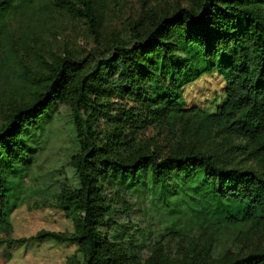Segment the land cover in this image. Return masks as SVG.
Instances as JSON below:
<instances>
[{"label": "trees", "instance_id": "1", "mask_svg": "<svg viewBox=\"0 0 264 264\" xmlns=\"http://www.w3.org/2000/svg\"><path fill=\"white\" fill-rule=\"evenodd\" d=\"M31 1L0 2V38L10 18ZM77 1L82 7L70 0H57L75 16L97 23L91 0ZM17 2L23 5L16 6ZM44 65L50 70V77L42 76L40 81L45 87L0 128V264L9 262L14 246L45 240L76 244L84 261L71 264H136L126 253L140 240L132 220L112 225L122 247L100 231L112 228L105 218L114 209L103 200L87 165H79L80 189L66 190L62 201L61 209L74 222V234L11 238V214L19 203L18 189L11 181L30 168L34 147L52 112L79 92L80 97L104 92L125 95L140 103L157 123L193 121L204 130H215L230 146L228 153L218 155L189 151L166 159L138 154L126 160L102 161L106 168L103 180L110 183L113 179L122 190L132 188L141 200L151 193L166 202L174 229L182 228L187 220L205 223L218 216L229 225L264 227V173L239 167L245 157L264 166V0H200L197 10H180L165 19L151 41L138 42L133 49L119 46L89 77H80L76 63ZM214 71L226 82V104L213 114H190L185 108L184 87ZM115 140L92 146L93 156L110 148ZM232 141L237 145H231ZM224 264H264V251Z\"/></svg>", "mask_w": 264, "mask_h": 264}, {"label": "rangeland", "instance_id": "2", "mask_svg": "<svg viewBox=\"0 0 264 264\" xmlns=\"http://www.w3.org/2000/svg\"><path fill=\"white\" fill-rule=\"evenodd\" d=\"M3 0H0L2 2ZM82 5L77 0H70ZM97 23L72 14L57 0H32L10 18L0 38V128L10 115L32 102L42 86V76L50 77L51 66L79 64L80 77L94 74L98 64L110 59L120 46L133 49L138 42L151 41L157 27L177 11L197 10L200 0H91ZM226 82L216 71L202 76L183 89L185 108L216 113L227 102ZM101 96L80 97L52 112L41 133L30 168L13 178L18 189V207L11 214L13 240L39 233L74 234L75 226L61 209L66 190L80 189L79 165H86L103 200L114 210L107 214L111 229L100 231L120 241L113 223L132 220L140 240L127 251L132 263L165 264L173 261H207L224 264L236 257L264 251V227L253 223L229 225L222 217L201 221L187 220L174 229L167 203L154 194L142 197L132 188L122 190L112 179L103 180L102 161H120L138 154H155L160 159L189 151L204 155L229 152L225 139L191 121L175 125L155 122L141 104L104 92ZM116 140L104 152L93 156L91 147H101L109 138ZM232 141L231 145H237ZM86 161V162H85ZM85 162V163H84ZM94 164V168L92 166ZM242 169L264 173V166L245 157ZM95 172H92V170ZM168 213V214H167ZM117 236V238H115ZM80 248L71 242L45 240L11 249L7 264H71L83 262Z\"/></svg>", "mask_w": 264, "mask_h": 264}]
</instances>
